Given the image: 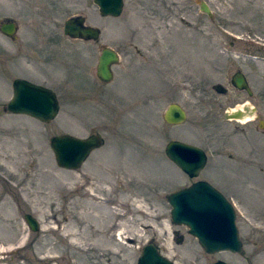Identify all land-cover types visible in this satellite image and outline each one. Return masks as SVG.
Returning <instances> with one entry per match:
<instances>
[{"label": "rangeland", "instance_id": "1", "mask_svg": "<svg viewBox=\"0 0 264 264\" xmlns=\"http://www.w3.org/2000/svg\"><path fill=\"white\" fill-rule=\"evenodd\" d=\"M73 15L101 31L88 52L61 40ZM6 19L19 37L0 29V244L14 249L0 253V264H137L149 243L175 264H264V0H125L118 17L103 16L94 0H0V27ZM101 45L121 52L106 85L93 51ZM148 55L150 80L142 75ZM18 68L48 71L61 104L56 119L2 114ZM237 73L253 97L232 85ZM243 100L258 118L226 119ZM172 102L186 110L185 122L165 121ZM63 134H99L104 144L80 168L65 169L51 146ZM174 139L206 149L196 179L233 202L242 253H208L188 226L173 223L167 196L195 180L167 157ZM98 202L120 214L114 245L92 239L82 222V210Z\"/></svg>", "mask_w": 264, "mask_h": 264}, {"label": "water", "instance_id": "2", "mask_svg": "<svg viewBox=\"0 0 264 264\" xmlns=\"http://www.w3.org/2000/svg\"><path fill=\"white\" fill-rule=\"evenodd\" d=\"M103 16H120L123 13L125 0H94ZM202 11L211 14V10L202 2ZM70 18L66 22L65 33L72 37L94 38L100 36V31L85 25V18ZM77 24V25H75ZM16 24L6 23L2 31L14 35ZM119 60L116 52L106 49L98 66V76L109 82L112 80L111 62ZM235 84L250 91L248 81L243 73L234 75ZM10 112L26 114L43 122L55 119L60 110L57 94L52 89L30 83L23 79L14 82V93L9 102ZM245 109V108H244ZM244 110L237 109L227 113V119L243 118ZM170 124H181L186 121V110L179 104H171L164 116ZM104 140L99 134L89 137H78L69 134L57 135L51 138V146L55 152L59 166L75 170L80 168L93 150L101 147ZM167 156L191 178H196L205 168L208 155L199 146L180 140L170 141L166 146ZM167 199L172 207L171 217L174 224H185L189 231L199 240L208 253L232 251L242 253L244 245L239 236L236 222L237 213L234 205L209 182L201 180L189 187L170 193ZM33 231L40 229L38 220L30 213L25 215ZM137 264H175L163 256L154 243L144 246ZM213 264H229L219 260Z\"/></svg>", "mask_w": 264, "mask_h": 264}, {"label": "flooded vegetation", "instance_id": "3", "mask_svg": "<svg viewBox=\"0 0 264 264\" xmlns=\"http://www.w3.org/2000/svg\"><path fill=\"white\" fill-rule=\"evenodd\" d=\"M114 17V16H113ZM70 18H78V19H76L77 21H79V19H80V25L82 26V15H73V16H71V17H69L68 19H66L65 20V23H64V35H63V38L61 39L62 40V42L64 41V39H66V38H69L70 40L69 41H71V42H76V44H75V48L76 49H78L79 51H81L82 52V49L83 50H86L87 52H88V50H92L91 48H93V46H94V43H96L97 41L99 42V38H100V36H101V31H100V36L97 38V39H94V38H83L82 36L81 37H72V36H70V35H68V34H66L65 33V28H66V22H67V20H69ZM10 22H13V23H15L16 24V32H15V34L14 35H8V34H6V33H4L3 31H2V26L4 25V24H6V23H10ZM86 24V23H85ZM75 25H77V24H75ZM87 25V24H86ZM91 26H93V25H91ZM94 28H96V26H93ZM0 29H1V31L5 34V35H7V36H9V37H11V38H15V39H17L18 37H19V35H18V31H19V27H18V24L16 23V21H14V20H12V19H6V20H4V22L2 23V25H1V27H0ZM30 36H32V35H30ZM52 37L53 36H47V37H45L44 39H42V38H39V39H42V40H48V41H51L52 40ZM36 38V37H35ZM35 38L34 37H28L27 39H25L24 41H26V42H33V43H36V41H37V43H36V46L38 47V48H41V47H44V49L45 50H48V46H45L43 43H41L40 45H38V42H39V39L38 40H35ZM80 43H79V42ZM82 42H84V43H82ZM94 42V43H93ZM77 44L79 45V48H77ZM32 45V44H31ZM75 48H73V49H75ZM30 49L32 50V52H37V51H40V52H46V51H44V50H42V49H38V50H34L33 48H32V46L30 47ZM106 49H109V50H111V51H114V52H116L117 53V55H118V58H119V60L117 61V62H111L110 63V66H109V69L112 71V80L114 79V77H115V68H114V66L115 65H117V64H119L120 63V60H121V52H120V50H118L116 47H114V46H107V45H101L100 46V49H98V50H93V51H98V56H97V58H98V60H97V66H96V74H97V76H98V66H99V63H100V59H101V56L104 54V52L106 51ZM93 51H90V52H93ZM89 52V53H90ZM88 53V54H89ZM90 55V54H89ZM145 64H147V67L149 68H145V69H142V75L145 77V78H148L149 80H150V72H151V67H152V65H151V59H150V55H148V56H146L145 57V60L143 61ZM31 63H33L32 61H28V62H26V64L27 65H30ZM31 66V65H30ZM20 67H21V65H20ZM22 68V67H21ZM43 70V69H42ZM44 72H47L48 73V71H40V70H38V68L34 71V70H32V69H19L18 68V77H17V79H23V80H26V81H28V82H30V83H34V84H38V85H42V86H45V87H51L52 89H54L53 87H52V84L48 81V76L47 75H45V73ZM98 78L100 79V81L102 82V84H109L111 81H109V82H106V81H104V80H102L99 76H98ZM17 79H15V80H17ZM15 82V81H14ZM13 85H14V83H13ZM232 85L235 87V89L238 91V92H240V93H245V94H247L250 98L251 97H253V95H254V91L252 90V88H251V86L248 84V86H249V88H250V91L248 90V89H246V88H240L237 84H235V81H234V77L232 78ZM13 87V86H12ZM223 93H227L228 92V88H222V90H221ZM11 99V98H10ZM10 99L7 101V103L6 104H4L3 105V112H2V114H4V115H6V114H10V115H13V116H16V115H18V114H16V113H12V112H10L9 111V109H8V105H9V102H10ZM243 101H245V102H243L242 104H238V105H242V106H240L239 108H245L244 109V116H243V118L242 119H238V121L239 122H241V120H245L246 122H252L253 120H256L257 118H258V115H257V112H256V109L254 108V107H251L249 104H250V102H248V101H246V100H243ZM171 104H178L177 102H172V103H170L169 104V106L171 105ZM60 108H61V104H60ZM239 108H237V109H239ZM253 109H255V110H253ZM232 110H234V109H232ZM227 113H231V110H229V111H227L226 113H225V118H226V115H227ZM246 115H248V116H246ZM249 117V118H245L244 119V117ZM227 119V118H226ZM234 119H237V118H234ZM260 124L262 125V121L260 122ZM201 147V146H200ZM203 148V147H202ZM204 149V148H203ZM205 151H206V149H204ZM207 152V151H206ZM205 169V168H204ZM203 169V170H204ZM202 170V171H203ZM201 171V172H202ZM201 172H200V174H201ZM192 180L193 179H195V180H193L192 182H191V184H189V185H192V184H194L195 182H198L199 180H203V179H196V178H191ZM189 185H187V186H189ZM214 186V185H213ZM215 187V186H214ZM219 190V189H218Z\"/></svg>", "mask_w": 264, "mask_h": 264}, {"label": "bare ground", "instance_id": "4", "mask_svg": "<svg viewBox=\"0 0 264 264\" xmlns=\"http://www.w3.org/2000/svg\"><path fill=\"white\" fill-rule=\"evenodd\" d=\"M246 116L244 117V119L249 118ZM89 208L90 210H88L87 208L82 210V222L87 221L85 230H87L92 239H102L109 245H114L115 242L111 232L116 226L114 222L118 217H120V214L111 209L108 205H106L104 209L101 208L99 202L90 204ZM124 234V230L120 231L118 233V235L120 236L118 239H123L125 237ZM7 248H12V245L7 247L1 243L0 253L6 251ZM13 249L14 247L12 248V250Z\"/></svg>", "mask_w": 264, "mask_h": 264}]
</instances>
